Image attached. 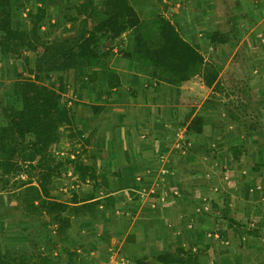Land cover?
I'll return each instance as SVG.
<instances>
[{
    "label": "crops",
    "instance_id": "0c3cea01",
    "mask_svg": "<svg viewBox=\"0 0 264 264\" xmlns=\"http://www.w3.org/2000/svg\"><path fill=\"white\" fill-rule=\"evenodd\" d=\"M84 1L11 0L13 27L24 31L28 40L33 41L32 14L41 7L44 10V17L37 21L38 34L41 38L63 41L78 37L81 22L85 17ZM92 1L99 9L105 0ZM130 2L143 21L149 22L157 14H162L180 27L187 40L199 44L201 48L207 42L215 45L210 41L208 34L215 30L228 31L233 20L239 27L240 39L221 44L212 56L219 54L222 65L219 80H222L221 84L226 85V92L236 86L233 91H236L240 99L242 110L247 109L250 112L242 111L238 116L242 120L248 118L255 121L253 129L247 128L245 131L258 135L261 131L264 132V0H130ZM130 37L131 31L106 45L100 52L105 53L100 56L99 62L86 66L79 78L74 68L63 71L65 80L63 100L71 113L77 115L79 121L85 122L89 127L90 143L85 144L78 137H70L71 130L61 127L60 140L51 145L50 151H54L58 159H80L94 166L101 180L105 176L108 177L107 181L102 182V186H95L94 179L84 178L76 169L68 167V173L56 178L52 183V194L69 203L67 213L73 212L74 204L71 202L73 192L78 194L79 199L87 194L102 196L103 201L95 207L96 218L84 211L71 215V229H80L92 236L77 249L78 258L85 259L93 254L95 259L92 257L85 261L90 263L91 259H94L93 262L96 263L101 256V250L110 247L113 250L108 261L110 264H134L131 258L118 254L120 250L123 251L120 253L124 254L127 249L129 252L136 251L139 255H146L149 261L153 262L155 255L170 246L168 234L173 233L174 239L171 237L173 246L187 247L191 244L194 248L203 249L198 262L188 264L229 262L234 264L235 261L237 264H244L246 256L232 252L223 256L221 252L216 251L217 247L222 246L219 243L222 240H217L213 247L212 244L216 240L207 237V232L214 230L213 218L207 214L201 217L197 213L196 203H200L199 199L202 196L194 197V192L189 190L185 197L176 200L174 194L179 189L177 186L184 187L188 182L194 183L193 179H190L194 177L193 170L206 162L201 156L206 148L201 146L203 143L198 144L200 132L187 130L190 119L198 110L195 109L191 114L193 110L191 94L199 88V84L201 88L210 90L214 87H207L202 77L198 82L190 79L180 85H172L159 79L154 74L152 66L147 68V72H141L137 59L124 56L122 49L118 48L122 42L123 49L131 47L133 41ZM14 49L15 52L7 53L0 49V94L6 82L17 79L19 75L29 76L30 70L35 68L36 50L30 45L17 46ZM104 70L112 72L113 78L104 75L102 73ZM92 105H101L102 108L98 112H93ZM241 124L240 122L235 124L238 132L245 129V125ZM179 128L184 131L190 144L186 155L180 152L175 143V134ZM224 134L226 135V132ZM204 135H207L206 130ZM225 145L214 147L221 152L225 150L223 149ZM220 159L222 160L218 157V161ZM184 167L187 168L186 173L189 175L178 179V172ZM21 176L11 175L10 179L0 174V254H31L29 223L18 221L11 215V211H19V198L22 194L9 191L3 185L6 179L12 182L15 179L27 178ZM106 194L114 196L115 200L110 210L114 212L112 215L118 214V221L115 220L117 219L115 216H108L110 210L106 208L107 200L104 197ZM211 198L212 203L220 204L215 197ZM244 199L238 194L229 195V199L227 197L226 201L224 200V203L230 206L229 215L239 222L241 220L237 215L244 209L242 207V202L246 201ZM35 203H38V200ZM223 205L220 204L221 207ZM245 213L246 216H250L248 211ZM172 217L177 220H172ZM245 220H248V217ZM84 224L106 227L109 230L106 235L110 237V243H100V240L107 236H93L92 234L98 233L99 229L91 231L84 227ZM223 226L222 224L220 227ZM138 227L142 232L141 237L144 238L140 237V244H132L134 247L132 248L128 245L129 233ZM51 232L55 235V230ZM113 232L124 233L119 244L112 242ZM223 239L227 241L224 237ZM72 242L76 244L77 241ZM206 245L212 248V251L215 249L216 254L210 255L213 252L208 254V250H204ZM68 247V243H60L51 254L52 257H56L58 264L67 263ZM222 247L227 250V244ZM41 249L45 253L49 252L47 244L42 245ZM89 251L87 255L86 252ZM95 251H98V255ZM28 264H34L33 260Z\"/></svg>",
    "mask_w": 264,
    "mask_h": 264
},
{
    "label": "trees",
    "instance_id": "16d2710c",
    "mask_svg": "<svg viewBox=\"0 0 264 264\" xmlns=\"http://www.w3.org/2000/svg\"><path fill=\"white\" fill-rule=\"evenodd\" d=\"M83 6L85 17L81 22L78 37L63 41L41 38L37 21L44 17V10L40 7L32 14L33 41H29L24 31L13 27L11 0H0V49L4 53L15 52L14 48L17 46L30 45L37 52L35 68L30 70L31 75H19L17 79L6 82L0 94V174L10 178L11 175L28 173L26 179H15L12 185H8L11 178L6 179L3 185L9 191L22 194L19 198V211L13 210L11 215L18 221L29 223L32 248L30 255L0 254L2 264H28L30 260H33L34 264H58L56 257L51 254L60 243L69 245L66 264H87L85 259L78 258L77 249L92 236L80 229H71V215L84 211L96 218L95 207L99 206L103 199L94 194H87L79 199L78 194L73 192V212L67 213L69 203L54 196L51 186L56 178L68 173V167L76 169L84 178L94 179L95 186H102V182L107 181L108 177L105 176L101 180L94 166L80 159H58L50 151L51 145L60 140L61 127L71 130L70 137H78L85 144L90 143L89 127L85 122L79 121L77 115L71 113L63 100V71L74 68L79 78L86 66L99 62L100 56L105 53L100 52L106 45L131 31V47L123 49L122 42L118 48L122 49L124 56L137 59L141 72H147V68L152 66L159 79L172 85H180L190 80L201 66H205L201 71L205 85H219L222 65L215 62L206 63L200 45L187 40L180 27L162 14H157L149 22L143 21L130 0H105L99 9L94 6L92 0H85ZM79 11L81 12V8ZM230 25L228 31H211L208 34L210 41L221 45L239 40V27L233 20ZM102 73L109 75L111 79L114 76L107 70ZM101 108V105H92L93 112H98ZM205 124L204 115L197 113L190 119L187 130L201 132ZM241 146L243 145L231 147L234 157L238 160L245 150V147ZM258 166L257 163L252 164L255 169ZM36 200L38 203H35ZM106 200V208L110 210L114 196ZM213 206L221 213L216 215V220L220 226L224 225L220 228L222 236L226 237L232 232L239 238L242 246L244 242L241 238L246 233L255 237L261 235L260 228L252 229L230 216L231 209L227 203H224L223 207L217 203H213ZM53 230L55 235L51 232ZM130 236L133 238V234ZM104 239L107 241L109 237ZM73 240L79 243L74 244ZM171 242L166 250L153 257V262L149 261L146 255H134L130 258L134 264H188L197 263L200 253H203V249L194 253L192 245L173 246ZM45 244L48 253L41 249ZM248 247L252 250L253 262L261 256L259 264H264V253L257 257L253 254L254 251L258 254L257 248L251 243ZM104 257L101 254L98 262ZM234 264H237L236 261Z\"/></svg>",
    "mask_w": 264,
    "mask_h": 264
},
{
    "label": "rangeland",
    "instance_id": "374dc122",
    "mask_svg": "<svg viewBox=\"0 0 264 264\" xmlns=\"http://www.w3.org/2000/svg\"><path fill=\"white\" fill-rule=\"evenodd\" d=\"M219 47L220 44L213 45L208 42L202 45L201 51L205 57L206 63L215 62L221 64L219 54L212 56L216 53ZM203 67L205 66H201L200 70H197L190 79L198 82L200 80ZM234 77H236V75H234ZM221 81L222 80H219V85L215 86L212 90H210L209 88H201L199 84V88H197L196 91H193V93L191 94L192 101L190 102L191 105H193L191 106L193 109L191 111V114L195 111V109H198L196 114L200 113L204 115L206 119V124L204 125L203 130L198 135L200 137V140H198V144L201 145L203 143V145L201 146H205L206 148L205 151H202V153L204 154L201 155L203 160L206 162L205 164H199V166H197L195 170H193L195 174L194 177L190 179H193L194 183L188 182V185L184 187L181 185L177 186V188L179 189L176 190L174 194L177 197L176 200L181 199L180 197H185V193H189V190L194 192L195 196L192 194V196L194 197L202 196L201 199H199L200 203H196V208L198 209L197 213L200 214L198 216L202 217L204 214H207L208 216L213 218V222L215 223L214 230H210L209 232H207V237L214 238V240H216L213 242L214 244H212L213 247L215 246V243L218 242L217 240H222V242H219L220 244H222V246L227 244V250L220 246L216 248V251L218 250V252H221L223 256L227 254L230 255L231 252L239 256H246V259H244V264H259L262 260L259 254L264 253V132L261 131L259 135L253 132H246L247 128H250L251 130L253 129V124L255 121L253 119L248 120V118H245L246 120H242L240 116H238V113L242 111H248L247 109L242 110L243 107L240 104V99L237 96L236 91H233L236 86L232 87L228 90V92H226V85L221 84ZM249 95L251 96V94ZM187 108L190 109V107ZM235 117H238L239 120ZM239 122L245 125V129L243 127L244 131L238 132V130H236L235 124L237 125ZM225 126L228 127L226 128V130ZM205 130L207 135H204ZM225 132L226 135L224 134ZM60 144L64 145V143ZM224 144L227 145V148L225 145V147L223 146V149L227 151L224 150L219 152L216 148ZM233 145H243L245 147V150H243L241 154L240 160H237L231 151V147ZM214 146H216V148ZM187 151H183L182 148L180 150V152L184 155L188 154ZM52 153L54 154V151ZM218 157H221L222 160L220 159V161H218ZM253 162L259 165L257 169L252 167ZM186 170V167H184L182 171L180 170V172H178L177 178L179 179L187 177L189 174L186 173ZM19 174L22 175L21 177H26L28 175L27 172ZM13 183L14 182L9 181L8 185H12ZM197 185H201V187L197 188ZM238 194H241V197L245 198L246 201H241L243 204L241 205L242 207H244V209L241 210L240 215H237V218L241 220V223L250 226V228H260V230L262 231L261 235L258 237L251 236L247 233L246 235H243L241 241L244 242L242 244V246L244 247L240 245L239 238L236 235L232 234V232L230 234H227L226 237L222 236L220 232V228L222 227H218V223L216 220V215H218V213H221L219 212L220 210H216L211 200V197H215V200H217L218 203L224 204V200L226 201L227 197L229 199V195L235 196ZM205 195L211 197L207 198ZM110 196L111 195L106 194V196L104 197L105 199H107ZM101 197L102 196L97 198ZM246 210L249 212L250 216H246ZM113 213L114 212H111L110 210L108 216H115L117 218L115 220L118 221V214L115 212L117 215H112ZM101 217L103 218L104 216ZM247 217L248 220H245ZM171 219H174L175 221L177 220L174 217H172ZM127 220H129V218H127ZM85 226L86 225L84 224V227ZM86 228L90 229L91 231H93L95 228L99 229L98 233L96 232L95 234H92L93 236L98 235V237H102V235L107 236L106 234L109 233V230H107L106 227L102 228L88 224ZM141 233L142 232H140L139 227L135 228L133 232L129 233V240H127L130 247H132V244H140L139 242L141 238H144V236L141 237ZM112 234L113 238L111 240L115 244H119L122 239L121 237H124L123 232H113ZM131 234H133V238H131ZM173 235V233L168 234V241H171V237L173 238ZM194 236H197V234H194ZM223 237L227 241H224ZM101 240L102 241H100V243H110V237L107 241L104 238ZM250 243L259 251L258 254L255 251L253 252L255 256H259L255 263L253 262V255L251 252L252 250H249L248 247ZM205 249L208 250V254L213 252L210 255L216 254L215 249L214 251H212V248L208 246H206L204 250ZM198 250H200V248H194L192 245V251L194 253H196ZM121 251L122 250H120L118 253L119 256H125L129 259L130 256L139 255L136 251L129 252L128 249L124 254L120 253ZM112 252L113 250L110 247H106L105 250L102 249L101 254L105 257L101 259L100 262L95 263L93 261L96 257H94L93 254L89 255V251L86 252V254L89 256H87L85 259H90L92 257L94 258L91 259L92 262L87 264H110L108 263V261L110 256L113 254ZM95 254L98 255V251H95ZM230 263L231 262L227 264Z\"/></svg>",
    "mask_w": 264,
    "mask_h": 264
},
{
    "label": "built area",
    "instance_id": "2783aa9c",
    "mask_svg": "<svg viewBox=\"0 0 264 264\" xmlns=\"http://www.w3.org/2000/svg\"><path fill=\"white\" fill-rule=\"evenodd\" d=\"M181 128L177 129L176 134H175V143L177 144L178 148L183 151H186L188 146H189V142L188 139L185 136L184 131L180 130ZM165 158V157H163ZM24 177V176H23Z\"/></svg>",
    "mask_w": 264,
    "mask_h": 264
}]
</instances>
